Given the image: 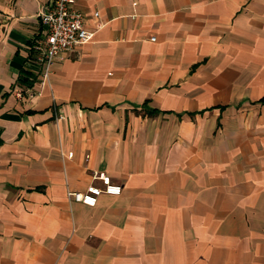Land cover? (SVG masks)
Wrapping results in <instances>:
<instances>
[{
    "label": "crops",
    "instance_id": "0c3cea01",
    "mask_svg": "<svg viewBox=\"0 0 264 264\" xmlns=\"http://www.w3.org/2000/svg\"><path fill=\"white\" fill-rule=\"evenodd\" d=\"M52 1L0 0V264H264V0H75L20 99Z\"/></svg>",
    "mask_w": 264,
    "mask_h": 264
},
{
    "label": "built area",
    "instance_id": "2783aa9c",
    "mask_svg": "<svg viewBox=\"0 0 264 264\" xmlns=\"http://www.w3.org/2000/svg\"><path fill=\"white\" fill-rule=\"evenodd\" d=\"M75 0H53L42 9L39 14L38 29L28 39V57L26 63L39 67L41 90L37 91L28 87L23 92H17L20 99L40 97L45 87L50 88L52 64L60 59L61 54L72 51L77 46L92 38V32L86 29L84 15L74 8ZM97 13L94 17H97ZM151 41L154 40L152 37ZM56 107H54L55 109ZM57 110V109H55ZM57 118L60 115L55 112ZM72 153L63 157L72 158ZM92 182L85 191H68L66 197L69 203H79L87 207H94L98 198L105 195H120L121 186L112 182L104 173L92 172ZM95 182H99L97 185Z\"/></svg>",
    "mask_w": 264,
    "mask_h": 264
}]
</instances>
